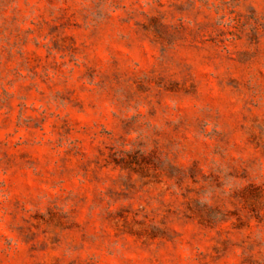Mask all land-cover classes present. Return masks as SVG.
Listing matches in <instances>:
<instances>
[{"label":"rangeland","instance_id":"obj_1","mask_svg":"<svg viewBox=\"0 0 264 264\" xmlns=\"http://www.w3.org/2000/svg\"><path fill=\"white\" fill-rule=\"evenodd\" d=\"M0 264H264V0H0Z\"/></svg>","mask_w":264,"mask_h":264}]
</instances>
